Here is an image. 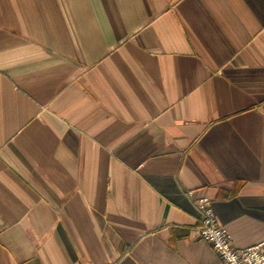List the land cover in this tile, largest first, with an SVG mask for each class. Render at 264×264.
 <instances>
[{
  "label": "crops",
  "instance_id": "obj_1",
  "mask_svg": "<svg viewBox=\"0 0 264 264\" xmlns=\"http://www.w3.org/2000/svg\"><path fill=\"white\" fill-rule=\"evenodd\" d=\"M201 197L264 241V0H0V264H222Z\"/></svg>",
  "mask_w": 264,
  "mask_h": 264
},
{
  "label": "built area",
  "instance_id": "obj_2",
  "mask_svg": "<svg viewBox=\"0 0 264 264\" xmlns=\"http://www.w3.org/2000/svg\"><path fill=\"white\" fill-rule=\"evenodd\" d=\"M200 210L199 224L195 228L200 239L208 241L220 256L222 264H264V241L243 249H237L229 230L218 222L209 198H197Z\"/></svg>",
  "mask_w": 264,
  "mask_h": 264
}]
</instances>
